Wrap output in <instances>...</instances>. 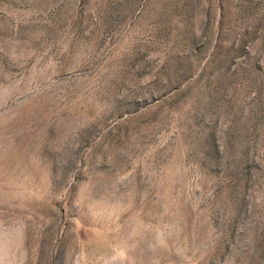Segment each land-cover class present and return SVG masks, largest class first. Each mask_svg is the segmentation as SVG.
<instances>
[{
  "label": "rangeland",
  "instance_id": "1",
  "mask_svg": "<svg viewBox=\"0 0 264 264\" xmlns=\"http://www.w3.org/2000/svg\"><path fill=\"white\" fill-rule=\"evenodd\" d=\"M0 264H264V0H0Z\"/></svg>",
  "mask_w": 264,
  "mask_h": 264
}]
</instances>
